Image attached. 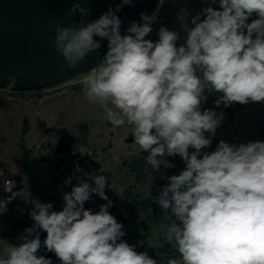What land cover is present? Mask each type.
<instances>
[{"label": "clouds", "instance_id": "9594fccd", "mask_svg": "<svg viewBox=\"0 0 264 264\" xmlns=\"http://www.w3.org/2000/svg\"><path fill=\"white\" fill-rule=\"evenodd\" d=\"M131 3L121 0L75 27L57 24L55 50L75 68L107 41L102 59L76 79L84 96L104 110L113 127L131 126L135 145L155 171L174 167L167 157L184 162L156 200L170 217L166 240L180 254L168 264H264V141L221 140L214 151H204L224 113L201 109L206 92L218 94L217 107L264 102V0H211L219 9L209 4L192 17L193 27L179 46V34L164 26L158 40L147 38L158 11L141 13L142 23L133 21L122 34L117 13ZM253 14L258 18L248 22ZM57 139L42 141L55 147ZM64 184L71 190L62 192V210L37 202L29 213L33 226L19 245L7 243L0 264H52L39 254L42 246L60 264H157L122 239L123 224L109 212L106 175L83 172ZM15 187V181H5L11 196L0 199V214L20 196ZM93 194L107 201L97 212L85 208ZM36 229L46 233L43 242Z\"/></svg>", "mask_w": 264, "mask_h": 264}, {"label": "rangeland", "instance_id": "374dc122", "mask_svg": "<svg viewBox=\"0 0 264 264\" xmlns=\"http://www.w3.org/2000/svg\"><path fill=\"white\" fill-rule=\"evenodd\" d=\"M209 4L211 0L207 2L205 0H164L158 11L156 22L152 25L153 31L147 38L152 41L158 40L159 28L164 26L179 34L178 46L183 44L188 28L193 27L192 17ZM211 6L219 9L218 3ZM248 22H251V18ZM206 94L207 100L202 103V111L214 109L218 113H224L214 139L237 145L250 141H264V102L234 103L227 108L222 104L217 107L210 106L209 101L216 99L218 94L207 92ZM0 99L3 101L0 107V162L5 167L8 177L13 178V175H18L21 180L20 196L17 202L8 211L0 214V254L3 253L7 243L16 245L17 232L25 233L27 223L33 221L29 213L37 202H50L53 210H62L64 201L60 180L63 179V175L60 171L52 170L46 163L36 160L33 149L37 141L43 140L40 134L45 129H50L52 133L65 129L82 142L77 150H80L84 156L92 154L97 157L103 154L113 157V159H106L103 172L97 171V159L92 168L96 174L106 175L109 181L110 186L105 188L106 195L113 202L109 212L116 217L117 221H123V230L126 233L122 237L124 241L135 245L136 250L140 252H144L141 250L143 245L141 237H145L146 248L151 250H156L167 242L169 214L166 213V219L160 221L152 218L150 220L146 214H152V209L157 212L154 218L163 215V212L159 213L156 200L160 189L168 183L167 177L178 175L185 168L179 156L167 157L174 167L163 168L162 166L160 172L155 171L146 161L147 153L142 152L135 145L132 129L125 126L113 127L105 119L104 110L89 103L82 92L80 83L36 95L0 94ZM110 133L113 137H110ZM127 137L133 138V143L126 144ZM108 143L112 145L110 150H106ZM216 147L217 144L211 143L209 152L214 151ZM189 151L193 150L189 149ZM133 163L142 165V178L139 183L130 176L126 167V164ZM55 179L57 182L54 181ZM126 190H130L134 199L139 202L150 199L152 204L150 210L143 214L132 209L124 200L123 194ZM152 190L157 191L156 197L150 196ZM20 202L24 203L23 206L19 205ZM106 203L107 201L93 194L85 203V208L97 212L100 206ZM137 221H142V225L137 226ZM157 264L162 263L157 261Z\"/></svg>", "mask_w": 264, "mask_h": 264}, {"label": "water", "instance_id": "95a60500", "mask_svg": "<svg viewBox=\"0 0 264 264\" xmlns=\"http://www.w3.org/2000/svg\"><path fill=\"white\" fill-rule=\"evenodd\" d=\"M120 3L121 0H0V94L36 95L79 84L77 77L102 59L107 41L102 42L98 52L69 68L55 50L57 24L75 27L81 19H97ZM159 3L160 0H132L123 6L117 13L123 21L121 33L133 21L142 23L141 13L159 11Z\"/></svg>", "mask_w": 264, "mask_h": 264}, {"label": "flooded vegetation", "instance_id": "af4514ba", "mask_svg": "<svg viewBox=\"0 0 264 264\" xmlns=\"http://www.w3.org/2000/svg\"><path fill=\"white\" fill-rule=\"evenodd\" d=\"M125 128H131V126H125ZM53 135H55V137H58L55 147H53L50 140L47 143L43 141H37V143L33 146V149L36 155L35 157L36 160H39L42 163H46L48 167H50L52 170L54 169L56 171H60V173L63 175V179L60 180V185L62 186L63 192H68L71 190L70 186H67L64 184V181L67 177L73 176V175L83 177V172H93L94 168L92 167L94 165L95 159H97L98 161L97 171L104 168L106 159H113L111 155L107 156V155L100 154L97 157H95L92 154H89L87 156L82 155L81 151L77 150L82 145V142L77 140L72 135H70L65 129H59V130L54 131L53 133L50 131V129H45V130H42V133L40 134L43 140L45 139V137H51ZM110 137H113V134L110 133ZM39 142H40V150H37L36 145ZM130 142L133 143V138L131 139L127 137L126 144H129ZM68 148L70 150H68ZM111 148H112V145L108 143L106 150H110ZM44 149H49L50 151L44 154V151H43ZM60 151H65V152L59 153ZM77 166L83 169V172L76 173L75 169ZM133 166H135V163L126 164L129 174H130V169ZM69 171H71L72 174L70 175L67 174V172ZM13 178H14L15 184L18 186V191H19L21 180L18 175H13ZM15 179H17L18 181H16ZM54 181L57 182V179H55ZM72 184L73 185L76 184L75 179L72 180ZM127 194H131L132 196L131 191L126 190L123 194L124 200H125V195ZM23 204L24 203H21V202L19 203L20 206H23Z\"/></svg>", "mask_w": 264, "mask_h": 264}, {"label": "trees", "instance_id": "16d2710c", "mask_svg": "<svg viewBox=\"0 0 264 264\" xmlns=\"http://www.w3.org/2000/svg\"><path fill=\"white\" fill-rule=\"evenodd\" d=\"M256 18H258V17L255 14H253V16L251 17V20L256 19ZM216 99H211L209 101V105L210 106H216V104H215V100ZM2 102L3 101L0 99V107L2 106ZM218 143H219L218 140H216L214 138L212 139V144H217L218 145ZM205 150L206 151H210V147L205 149ZM2 166H3V164L0 162V167H2ZM142 170H143L142 169V165H139V164H136V163H135V166L131 167V169H130V176L132 178H135L136 182H138V183L141 181V178H142V175H141ZM160 185H162V184H160ZM150 196L151 197H156L157 196V191L152 190L150 192ZM125 201L129 203V205L131 206L132 209H136V210L142 212L143 214H146V212L148 210H150V208L152 206L150 199H146V200H144L142 202H139L138 200L134 199L131 196V194L125 195ZM151 212H152V214H150V215L146 214V217L150 218V220H151V218L152 219H157L156 221H160V220L164 219L165 218V214L167 213V212L161 210L160 207H159V213L163 212V215L158 217V218H154V216L156 215L157 212L152 210V209H151ZM169 221H170V219H169ZM118 222L122 223L123 227H124V223H123L122 220L118 221ZM136 223H137V226H141L142 225V221H137ZM33 224H34V221H29L27 223L26 229L29 228V227H32ZM36 231L40 233V238H41V241L43 242V240L46 237V233L41 231L40 229H36ZM22 235L23 234H20V233L17 232V234L15 236L16 245H19L21 243V240L19 239V237L22 236ZM140 239L143 242L141 250L147 251L150 256H152L154 259H156L157 261L161 262L162 264H168V260L170 258H175V259H179L180 258V254L177 251V249L172 244H170L168 242H164L161 245V247L157 248L156 250H151V249H147L146 248V243H145V240H144L145 237H141ZM138 252H140V251H138ZM39 254L40 255H44L46 258H50L52 260V264H60V261L55 256V254L52 253V252H48L43 246L41 247Z\"/></svg>", "mask_w": 264, "mask_h": 264}, {"label": "built area", "instance_id": "2783aa9c", "mask_svg": "<svg viewBox=\"0 0 264 264\" xmlns=\"http://www.w3.org/2000/svg\"><path fill=\"white\" fill-rule=\"evenodd\" d=\"M7 179L13 180V178L8 177L6 174V170L4 167H0V199H6L7 197L11 196V193L4 191L3 186ZM14 181V180H13ZM16 185V184H15ZM18 191V186L13 189V192ZM18 196L15 199H12L10 203L7 204V211L14 206V204L17 202Z\"/></svg>", "mask_w": 264, "mask_h": 264}]
</instances>
